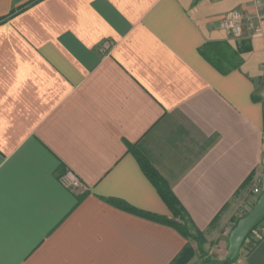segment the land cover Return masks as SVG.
I'll list each match as a JSON object with an SVG mask.
<instances>
[{
	"label": "crops",
	"instance_id": "0c3cea01",
	"mask_svg": "<svg viewBox=\"0 0 264 264\" xmlns=\"http://www.w3.org/2000/svg\"><path fill=\"white\" fill-rule=\"evenodd\" d=\"M232 11L264 25L256 0H0V264H173L147 171L228 252L264 164V26L232 47Z\"/></svg>",
	"mask_w": 264,
	"mask_h": 264
},
{
	"label": "rangeland",
	"instance_id": "374dc122",
	"mask_svg": "<svg viewBox=\"0 0 264 264\" xmlns=\"http://www.w3.org/2000/svg\"><path fill=\"white\" fill-rule=\"evenodd\" d=\"M263 2H264V0H256V3L260 7H264ZM232 12H234V11H232ZM238 12H240V11H238ZM240 13H242V12H240ZM263 26L264 25L263 24L261 25L260 23H259V25L256 24L254 26L252 24V26H251L252 28L249 32V35L247 34V36H246V34H245L241 38H235L232 35L227 34L228 39L233 41V43H231L232 47H235V45H237V44L243 45L246 38L251 37L255 28L259 27L258 31H257L258 34L263 33ZM243 27H244V31L246 33V30L248 31V26L247 27L244 26V21H243ZM247 49L249 50L248 52H250V48H247ZM263 72H264V64H263ZM261 85H262L263 89L258 92V97L264 103V76H263V82ZM69 190H73V189H69ZM263 192H264V164L260 168V176H259L257 183L255 184L254 189L242 201H240L236 205V207H234V209H233L234 210V216L232 218V223L229 224V229H231L230 232H232L235 229L238 220H241L249 212L252 211L253 207L257 203V200L260 198V196L262 195ZM262 231H263L262 229H259L255 234H253V236L248 241H246V244H245L244 248L242 249L241 256L245 255V253L251 248V245H253L254 242H256V240L258 239V236L261 235ZM222 239H223V237H221L220 241H210V242H208V241H206V239H204L203 245H201V246L196 241L191 242L190 246L193 250V253H192L193 257H192V260L188 264H226L228 252H226V250L222 249V247L220 245V244H223V243H221ZM228 242H229V237L227 238V243ZM228 248H229V244H228ZM241 256H240V259H241Z\"/></svg>",
	"mask_w": 264,
	"mask_h": 264
},
{
	"label": "trees",
	"instance_id": "16d2710c",
	"mask_svg": "<svg viewBox=\"0 0 264 264\" xmlns=\"http://www.w3.org/2000/svg\"><path fill=\"white\" fill-rule=\"evenodd\" d=\"M215 47L219 48V45H215ZM247 51L249 50L248 49L242 50L240 51V53H245ZM228 55L229 54L219 52V55H217L218 61L226 60L228 63H230ZM213 63L219 64L215 62ZM147 174L149 175L153 183L156 185V188L158 189L161 197L163 198L165 204L168 206L170 212L172 213L173 219L168 221L167 224L171 228L176 230L188 242V245L186 246V248L183 250V252L180 254L178 259L173 264H188L192 260V257H193L192 255L193 250L190 246V243L193 241H196L201 246L203 245L204 236L201 232H199L194 227L188 213L186 212L184 207L181 205V203L178 201V199L174 196L170 187L154 171H147ZM239 221L240 220H238V222ZM262 224L254 230V232L248 238V240L253 236V234H255L260 229Z\"/></svg>",
	"mask_w": 264,
	"mask_h": 264
},
{
	"label": "water",
	"instance_id": "95a60500",
	"mask_svg": "<svg viewBox=\"0 0 264 264\" xmlns=\"http://www.w3.org/2000/svg\"><path fill=\"white\" fill-rule=\"evenodd\" d=\"M264 222V192L258 199L252 211L243 217L231 232L226 264H237L242 249L254 230Z\"/></svg>",
	"mask_w": 264,
	"mask_h": 264
},
{
	"label": "built area",
	"instance_id": "2783aa9c",
	"mask_svg": "<svg viewBox=\"0 0 264 264\" xmlns=\"http://www.w3.org/2000/svg\"><path fill=\"white\" fill-rule=\"evenodd\" d=\"M259 3V2H258ZM244 15L238 11L230 12L221 22L220 29L225 31L228 35H232L235 38H241L245 35L243 27ZM249 31L251 26L248 27ZM110 50V45H104V51ZM62 185L67 189H81L84 190V186L81 181L73 173L67 172L60 179Z\"/></svg>",
	"mask_w": 264,
	"mask_h": 264
}]
</instances>
